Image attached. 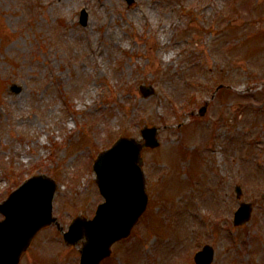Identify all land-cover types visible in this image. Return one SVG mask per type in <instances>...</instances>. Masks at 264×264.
Returning <instances> with one entry per match:
<instances>
[{"label": "rangeland", "instance_id": "obj_1", "mask_svg": "<svg viewBox=\"0 0 264 264\" xmlns=\"http://www.w3.org/2000/svg\"><path fill=\"white\" fill-rule=\"evenodd\" d=\"M145 125L150 203L101 264H194L205 244L212 264H264V0H0V201L44 174L60 226L91 217L93 160ZM235 185L253 203L239 227ZM78 259L51 225L19 264Z\"/></svg>", "mask_w": 264, "mask_h": 264}, {"label": "water", "instance_id": "obj_2", "mask_svg": "<svg viewBox=\"0 0 264 264\" xmlns=\"http://www.w3.org/2000/svg\"><path fill=\"white\" fill-rule=\"evenodd\" d=\"M132 0H128L130 3ZM144 95H149L146 91ZM142 135L148 147L159 145L155 128H144ZM140 146L134 139H120L110 150L98 156L95 162L97 184L106 202L99 206L91 221L78 217L64 235L69 244L85 238L80 249L81 264H98L110 254L113 242L126 237L146 206ZM33 178L0 205L6 219L0 223V241L16 242L15 248L0 256V264H17L22 252L42 227L55 221L51 217V200L55 185L43 178ZM251 206L242 204L236 213V224L249 219ZM203 264L212 259V248L204 247L198 253Z\"/></svg>", "mask_w": 264, "mask_h": 264}]
</instances>
